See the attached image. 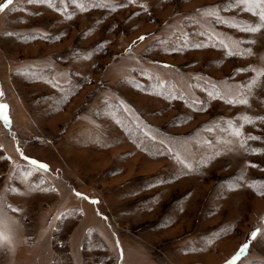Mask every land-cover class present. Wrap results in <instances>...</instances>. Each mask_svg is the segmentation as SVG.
I'll return each mask as SVG.
<instances>
[{
    "label": "rangeland",
    "instance_id": "rangeland-1",
    "mask_svg": "<svg viewBox=\"0 0 264 264\" xmlns=\"http://www.w3.org/2000/svg\"><path fill=\"white\" fill-rule=\"evenodd\" d=\"M260 11L13 0L0 12V264H228L246 242L237 264H264Z\"/></svg>",
    "mask_w": 264,
    "mask_h": 264
},
{
    "label": "snow or ice",
    "instance_id": "snow-or-ice-1",
    "mask_svg": "<svg viewBox=\"0 0 264 264\" xmlns=\"http://www.w3.org/2000/svg\"><path fill=\"white\" fill-rule=\"evenodd\" d=\"M28 3H51V0H27ZM73 2H75V0H73ZM13 4V0H6V2L3 5H0V12H3L5 9H7L9 7V5ZM236 4L237 6L239 5H244L246 7V11L248 12H253L254 13V9L259 8L261 9L259 16L261 20H264V0H236ZM209 15H212V13H208ZM218 19V18H217ZM248 32L251 33H255L258 29L256 27H249L246 29ZM141 40L144 39V37H140ZM251 85H245V87H250ZM3 93L0 92V96H2ZM229 103H233V101L229 100ZM239 102V101H238ZM246 102V101H244ZM8 109L9 106L7 104L4 103H0V122H3L5 125H7L8 123H10V117L8 115ZM237 135H239V133H237ZM24 159H28L27 157H24ZM30 163L34 166H37L40 169L43 170H47V165L45 164H38L37 161L35 160H31ZM264 194V193H261ZM79 195V194H77ZM93 203H96V201H93ZM3 223L2 218H0V224ZM258 236H260V230L256 229L255 231H253L250 235V241H255L257 240ZM0 238H2V233H0ZM249 250V242H246L244 245H242V247L239 249L238 253L236 254V256H234L232 258V260H230L228 262V264H237V262L239 261V259L245 254L247 253Z\"/></svg>",
    "mask_w": 264,
    "mask_h": 264
}]
</instances>
